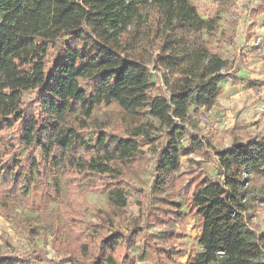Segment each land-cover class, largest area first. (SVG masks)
I'll use <instances>...</instances> for the list:
<instances>
[{"label":"trees","instance_id":"1","mask_svg":"<svg viewBox=\"0 0 264 264\" xmlns=\"http://www.w3.org/2000/svg\"><path fill=\"white\" fill-rule=\"evenodd\" d=\"M218 22L211 14L204 19L190 0H0V198L26 192V181L36 179L45 210L59 192V170L69 175L71 196L59 211L69 225L71 263L131 264L120 231L88 227L81 218L77 182H93L91 193L115 195L112 206L125 210L122 169L138 162L141 145L152 144L150 134L159 128L167 140L155 161L151 195L143 193L141 212L127 227V244L140 236L151 264H177L190 251L184 240L192 219L201 253L186 264H264V232L252 216L264 203L252 189L254 179L264 177V135L244 132L230 147L211 148L216 179L204 177L179 190L189 198L188 212L168 198L144 209L149 198L167 192L183 157L206 158L210 142L191 131L192 115L218 105L225 80L240 81L234 64L212 48L219 33V46L236 39L220 32ZM256 23L255 17L251 32ZM232 27L237 32L238 23ZM111 103L147 121H131L121 134L94 129L95 110ZM84 132H93L94 142ZM144 219L166 225L157 228L170 237L157 242L142 227ZM40 253L34 248L23 257L0 255V264H45Z\"/></svg>","mask_w":264,"mask_h":264},{"label":"rangeland","instance_id":"2","mask_svg":"<svg viewBox=\"0 0 264 264\" xmlns=\"http://www.w3.org/2000/svg\"><path fill=\"white\" fill-rule=\"evenodd\" d=\"M190 1L198 7L199 14L204 19L210 14L218 18L220 32L227 31L230 35H236L232 44H229L230 40H227L226 44L219 46L218 38L221 34L219 33L213 39L212 48L222 59L234 64L235 75L240 81L237 85H233L228 79L221 84L222 94L218 99V105L215 107L216 112L201 109L195 113V108H191V111L194 112L189 126L191 131L210 142L209 153L203 160L206 162L199 160L194 155L183 157L181 169L172 178V183L167 192L149 198L150 204L148 202L147 206H144V209L149 211L153 207L163 206V199L168 198L179 202L183 211L188 212L189 198L180 194L179 190L183 185L192 181L198 183L204 177L216 179L215 158L211 148L221 150L230 147L232 144L242 141V133L244 132L254 136L264 135V0ZM254 13L259 14L254 16ZM255 17L257 23L251 32ZM234 22L238 23L237 32H234L232 27ZM204 39L209 40L206 37ZM152 72L156 74L153 69ZM154 80L157 81V77ZM73 117L70 119V123L73 122ZM147 118L129 116L116 104L111 103L102 104L95 110L92 121H94V129L105 128L112 133L121 134L128 128L131 121L139 125L146 122ZM234 128H237V134L231 135L229 131ZM157 129L150 134V138L154 139V142L141 145V155L138 162L132 167L122 169L123 178L128 185L125 188L127 197L125 210L121 211L112 206V199L114 201L117 196L109 193H91L89 187L93 185V182H77L76 195L83 202L81 218L88 227L104 224L112 227L114 231L121 233L124 231L127 234V227H131L134 218L141 212L143 193L151 195L155 177V161L158 152L167 140L166 131ZM84 134L87 140L94 142L93 132H84ZM188 145L189 137H186L182 141V147L186 148ZM198 162L204 165H198ZM57 181L59 192L54 195V202L49 204L45 210L42 208V205L45 206V204L41 196L44 189H40L36 179L31 184L26 181V192L8 199L0 198V240L5 238V241L10 242L8 247L0 241V255L5 256L13 252L18 257H23L35 248L42 254L45 253V257L48 259L45 264H73L68 260L74 248L65 243L69 239V225L59 211L60 204L68 205L69 203L72 181L63 170H59ZM48 185L49 191L54 193V181L51 177L48 180ZM252 189L256 196L258 193L264 195V177H256ZM256 207V211L252 214L253 223L259 231L264 232V203H258ZM195 224V220L192 219L186 223L184 242L187 247L195 248L196 236L193 231ZM142 227L157 228L166 227V225H149L144 219ZM175 227L179 226L176 225ZM189 227H193V230L190 231ZM163 229L166 228L161 230ZM153 234L157 235V233ZM169 237L170 233L167 230L163 234H158L156 241H164ZM55 240L59 250L54 248ZM139 242L137 261L133 264H150L148 254L144 252L142 238ZM23 264H27V262Z\"/></svg>","mask_w":264,"mask_h":264},{"label":"built area","instance_id":"3","mask_svg":"<svg viewBox=\"0 0 264 264\" xmlns=\"http://www.w3.org/2000/svg\"><path fill=\"white\" fill-rule=\"evenodd\" d=\"M148 231H149L150 233L161 234V233L164 231V229L161 230V228L158 229V228H156V227H150V228L148 229ZM119 233H120V238H121L122 242H123L124 245H125V251H126L127 255H129L130 258L137 259V256H138V247H139V245H140V242H139V241L141 240L140 236H137V237L134 239L133 243L130 244V245H128V244H127L128 234L124 233V231H123L122 233H121V232H119Z\"/></svg>","mask_w":264,"mask_h":264},{"label":"crops","instance_id":"4","mask_svg":"<svg viewBox=\"0 0 264 264\" xmlns=\"http://www.w3.org/2000/svg\"><path fill=\"white\" fill-rule=\"evenodd\" d=\"M220 99V98H219ZM214 110V112H216V108L214 107L212 110H210L209 112H211V111H213ZM184 212H186V211H184ZM192 224H194L193 223V221H192ZM192 226V225H191ZM150 228V227H149ZM148 228V229H149ZM187 228V227H186ZM162 229V228H161ZM189 230L190 231H192L193 230V227H189ZM194 231V233H195V236H196V241H195V248H192V247H188L189 249H190V251L187 253V254H185V255H183V256H180V257H178V263L177 264H186L187 263V261L190 259V257L192 256V255H196V254H199V253H201V248H200V246L198 245V243H197V237H198V235H199V233L197 232V230H193ZM149 232V231H148ZM165 231H163L161 234H163ZM151 234H153V233H151ZM158 235V234H157ZM0 241H2V243L4 244V245H6L4 242H3V240L1 239ZM185 243V242H184ZM6 246H8V245H6ZM129 256V255H128ZM129 258H130V256H129ZM184 258V259H183ZM130 260H131V264H133V263H135L136 261H137V259H133V258H130ZM151 264V263H150Z\"/></svg>","mask_w":264,"mask_h":264}]
</instances>
